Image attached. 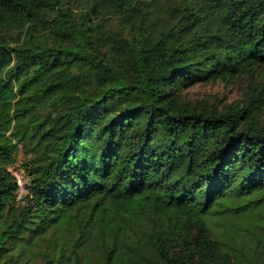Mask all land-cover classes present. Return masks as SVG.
Instances as JSON below:
<instances>
[{
	"label": "trees",
	"instance_id": "obj_1",
	"mask_svg": "<svg viewBox=\"0 0 264 264\" xmlns=\"http://www.w3.org/2000/svg\"><path fill=\"white\" fill-rule=\"evenodd\" d=\"M0 264H264V0H0Z\"/></svg>",
	"mask_w": 264,
	"mask_h": 264
},
{
	"label": "rangeland",
	"instance_id": "obj_2",
	"mask_svg": "<svg viewBox=\"0 0 264 264\" xmlns=\"http://www.w3.org/2000/svg\"><path fill=\"white\" fill-rule=\"evenodd\" d=\"M194 97H208L218 96V98L225 99L227 101H232L238 97L237 87L228 86L225 87L222 84H210L206 86L197 87L193 91ZM26 162L25 154L21 147H19L16 153V164L9 168V170L15 175L19 182V193L18 198L22 199L26 196L27 185L29 184V176L23 169V165Z\"/></svg>",
	"mask_w": 264,
	"mask_h": 264
},
{
	"label": "built area",
	"instance_id": "obj_3",
	"mask_svg": "<svg viewBox=\"0 0 264 264\" xmlns=\"http://www.w3.org/2000/svg\"><path fill=\"white\" fill-rule=\"evenodd\" d=\"M19 183V182H18Z\"/></svg>",
	"mask_w": 264,
	"mask_h": 264
}]
</instances>
